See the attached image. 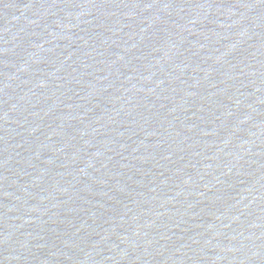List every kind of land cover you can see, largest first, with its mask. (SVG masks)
Masks as SVG:
<instances>
[{"label": "water", "instance_id": "obj_1", "mask_svg": "<svg viewBox=\"0 0 264 264\" xmlns=\"http://www.w3.org/2000/svg\"><path fill=\"white\" fill-rule=\"evenodd\" d=\"M0 264H264V0H0Z\"/></svg>", "mask_w": 264, "mask_h": 264}]
</instances>
